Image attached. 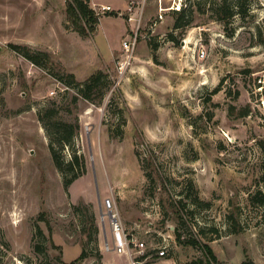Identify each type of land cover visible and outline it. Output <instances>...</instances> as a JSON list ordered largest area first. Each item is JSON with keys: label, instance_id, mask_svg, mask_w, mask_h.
Returning <instances> with one entry per match:
<instances>
[{"label": "rangeland", "instance_id": "rangeland-1", "mask_svg": "<svg viewBox=\"0 0 264 264\" xmlns=\"http://www.w3.org/2000/svg\"><path fill=\"white\" fill-rule=\"evenodd\" d=\"M126 1L87 0L97 22L79 34L67 0H0V264H129L111 249L106 199L128 234L167 244L163 264L203 257L200 243L219 264L241 254L264 264V204L250 199L264 192V0H237L226 27L219 0H136L128 61ZM178 6L189 23L174 28ZM11 45L48 56L37 65ZM97 70L99 104L65 83ZM41 118L78 125L57 149L83 159L67 186Z\"/></svg>", "mask_w": 264, "mask_h": 264}, {"label": "trees", "instance_id": "trees-1", "mask_svg": "<svg viewBox=\"0 0 264 264\" xmlns=\"http://www.w3.org/2000/svg\"><path fill=\"white\" fill-rule=\"evenodd\" d=\"M236 8H233V7ZM234 6H230L227 3V0H219L214 8V12L217 16V19L224 23V27H226L227 19L230 18L233 12H242L239 7V3L235 2ZM67 20L72 22V28L77 31L79 34H85L87 31H91L94 29V26L97 22V16L94 14L95 12L88 6L87 0H67L66 6ZM107 12V11H106ZM179 18L174 22L173 27L178 28L184 25H187L189 22L179 21V19H183L185 15V8L181 7L179 10L175 11ZM110 13L116 14V12L110 11ZM231 31L226 32L227 35H231ZM170 35V40H174V36ZM14 49H20V53L24 55L28 60L32 63L41 65L45 62L47 58V53L42 51H35L25 45H11ZM103 73L100 70L93 72L88 76L83 82H77L72 73H65V83L66 84H74L77 86V91L80 96L87 100H95L98 104L102 99V92H98V94L93 95V90L100 80ZM219 88L213 90L215 93ZM232 108V106H230ZM56 112L54 110L46 112L45 117L51 118ZM247 114V112H240V116ZM40 119V118H38ZM41 121H44L41 118ZM44 121V126L46 127L47 135L49 138V150L52 156V160L55 166L62 172L64 176V184L67 186L74 179L82 175L85 171L83 165L82 157H78L74 154L69 161H63L60 155L57 152L58 148H63L70 144L71 139L78 128L77 124L66 122L63 120H53L49 122V120ZM259 145L262 149H264V142L259 141ZM82 161V162H80ZM80 162V163H79ZM77 165V166H76ZM258 196H252L250 199L252 202L264 204V192H257ZM198 200L195 199L194 203H197ZM235 229L233 232H237L238 228L233 226ZM175 239L181 243L188 244H197L195 239H187L181 237V234L177 232L175 229ZM201 251L203 252V257L196 258L194 260L189 261L187 264H219L216 256L214 255L210 246L206 243H200ZM84 252L82 251L77 257L76 261L81 260ZM74 263V262H73ZM240 264H255L254 261L248 255H244L243 260Z\"/></svg>", "mask_w": 264, "mask_h": 264}, {"label": "built area", "instance_id": "built-area-1", "mask_svg": "<svg viewBox=\"0 0 264 264\" xmlns=\"http://www.w3.org/2000/svg\"><path fill=\"white\" fill-rule=\"evenodd\" d=\"M140 4L141 3H138L137 5L135 0H129L126 3L125 10L128 13L127 20L135 22L134 27L131 28V34L122 41V48L127 56V61L132 54L131 52L137 38L136 34L140 24L142 10V4ZM100 8L103 12L112 10L109 4L100 5ZM164 9L165 8L158 7V18H161L160 13L164 11ZM176 9L179 10V6L176 7ZM200 53L203 55L204 50H201ZM126 63L127 62H122V64H120V72L126 67ZM105 207L107 210V218L109 219L111 249L114 252L127 255L129 264H163V262L167 260V244L163 243L162 245L150 246V248H148L144 240H140L136 236L130 235L125 231L119 212L112 201L106 199ZM151 250H154L156 255V258L152 260L148 259L151 256Z\"/></svg>", "mask_w": 264, "mask_h": 264}, {"label": "crops", "instance_id": "crops-1", "mask_svg": "<svg viewBox=\"0 0 264 264\" xmlns=\"http://www.w3.org/2000/svg\"><path fill=\"white\" fill-rule=\"evenodd\" d=\"M126 0H120L119 2V5L120 7H123L122 5L125 3ZM136 1V0H135ZM154 1V0H153ZM127 2V1H126ZM138 2V1H136ZM110 5V4H109ZM112 7V6H111ZM113 8V7H112ZM244 258V255H239L238 258L236 260H233L232 262L231 261H228L227 259L226 260H223L225 262V264H240V262L243 260ZM251 259L254 261L255 264H258L257 261H255L254 258L251 257Z\"/></svg>", "mask_w": 264, "mask_h": 264}]
</instances>
